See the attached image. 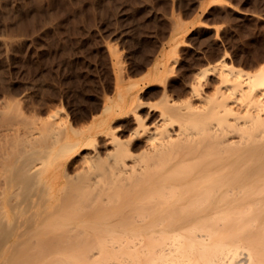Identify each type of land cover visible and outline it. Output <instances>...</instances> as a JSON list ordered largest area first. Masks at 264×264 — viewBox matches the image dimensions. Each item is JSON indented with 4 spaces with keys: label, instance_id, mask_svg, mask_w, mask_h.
Wrapping results in <instances>:
<instances>
[{
    "label": "bare ground",
    "instance_id": "1",
    "mask_svg": "<svg viewBox=\"0 0 264 264\" xmlns=\"http://www.w3.org/2000/svg\"><path fill=\"white\" fill-rule=\"evenodd\" d=\"M103 1V45L80 57L50 15L29 27L49 25L47 57L24 70L22 38L0 39V264H264V56L206 61L176 15L159 48L126 51Z\"/></svg>",
    "mask_w": 264,
    "mask_h": 264
},
{
    "label": "rangeland",
    "instance_id": "2",
    "mask_svg": "<svg viewBox=\"0 0 264 264\" xmlns=\"http://www.w3.org/2000/svg\"><path fill=\"white\" fill-rule=\"evenodd\" d=\"M7 1L8 0H2V1L0 0V11H1L0 12V22L1 23L3 22L2 23L3 26L0 25L2 26L0 27V30H1L0 39H10V37H12L11 39H21L22 38V40L25 42L22 45V49L20 51H21V55L22 54L25 56L27 55V58L20 56L22 57L20 61V64L22 63L21 64L22 67L20 66L19 71L27 68L28 64H30L31 62L33 63L38 57L40 58L44 57L43 59L47 57L46 55L47 54L46 47L48 44L47 39L41 38L40 41L37 42L35 38L39 36L38 33L42 34L44 30L49 27V25H47L44 28V30L42 28L41 29L42 31L40 29H38L39 31L36 30L38 33L32 32L33 31L32 27L31 28L29 27H30V24H32L31 22H33L34 17L37 23L40 22L39 25L38 24L36 25L38 26L37 28H39L40 24L43 22V18H46L47 16L50 15L52 19L50 22L53 23V28H54L53 31L56 32L58 35H60V36L57 35L60 38V41H62L63 43L66 42L67 45L70 48H72V50L74 49L73 52L77 54L79 57H80L79 54L82 50L89 51L90 47L92 46H96L97 49L98 48L100 49L101 46L103 45V41H102L103 37L96 28V21L92 20V19H95L93 0H41L40 2H36V4L40 3V6H39L40 9L38 7L39 4L36 5L35 2H32L34 0H26V1L25 0L24 1L9 0L8 2ZM100 1L102 2V4H104L103 0H100ZM178 1H180V4ZM111 3L114 6V9L116 8L114 10V13L115 12L116 13L113 14V16L116 15L117 17H119L120 21L123 19V21H121L122 23L120 22L119 24V26L121 27L120 29H122L123 31H126L127 34L128 33L131 34L130 36L129 34L127 35L125 32H122L124 37L128 36V42L126 41L125 43H121V45L124 46V49L126 51L128 50L127 48L130 47L129 46L130 44L139 45L140 47L143 46L141 48L144 50H146L147 48L148 50L146 51L148 52H151L152 50L159 48L163 40L164 42L167 41L169 33L171 32L172 24L169 19H171L172 16L175 17L176 15V17H180L177 19H180L181 21L184 20L183 22L186 23L185 24L186 26H189L191 28L192 32L196 31L199 37L202 38V41L204 44L207 42L204 45L205 50L199 52L201 58L206 61L208 60L214 63L216 60V56L218 55L220 51H227L228 53H230L229 56L231 55L230 56L231 58H234L233 56L236 53H239L240 55L242 54L241 56L242 60L240 59L242 61L241 64L243 63L247 64V63L258 61L259 59H261V57L264 56V9L261 8L264 6V0L263 1L262 0H223L220 4H214V5H209V0H177V1L176 0H117V1L111 0ZM32 4L34 7L32 6ZM22 5H23V8H22ZM178 5L180 6L178 7ZM19 8H21L22 10L23 24L25 25L22 24V27L19 28L21 31H17V30L13 31L11 30V26L15 20L14 19L15 16L13 15H15L16 11ZM219 8L221 9V11ZM175 10L176 12L174 14ZM252 10H254L255 12L254 11L251 12ZM76 11H77V14H75ZM169 11L171 14L169 13ZM257 11H260V12H257ZM256 12L257 14L254 15ZM9 14H11L10 18L8 19L5 18L6 15L8 16ZM75 16L78 18V21H76L77 18ZM245 16H248V17H245ZM73 18L75 19V21L71 20ZM24 20H26V22ZM7 21L9 22L6 25ZM128 22L132 23L133 25L131 24L132 25L131 26ZM93 25L95 27H93ZM200 25H208V27H211L212 29H209L208 30L209 32L207 30H205L204 32V30L200 29L202 28ZM23 29H24V33H23ZM217 30H218V35L220 37L218 36V40L215 43L212 39ZM89 31L90 33H88ZM200 31L201 33L199 34ZM8 32L9 33L11 32V33L8 35ZM77 33L79 34L76 35ZM53 35L54 33L50 32V36H53ZM64 35L66 36L64 37ZM88 38L90 39L88 40ZM188 38L189 36L187 34V36L185 37V40L189 41ZM44 40L47 44L44 42ZM120 40L121 39L119 38V40L117 39L115 41L120 43L122 42V40L121 41ZM208 40H210L211 43ZM94 43H96V45ZM240 43H242L241 47H240ZM181 47H180L181 49L183 50L185 49L183 46ZM243 53L245 54V56ZM100 56L102 57V55ZM243 56L247 60H244L245 58ZM0 57H1L0 58L1 59L0 60V63H1L0 70L2 69L1 71L3 72L5 71L4 72L5 78L12 79L11 78L12 76L10 74L12 72L8 71L11 68L12 63L10 59L7 58V54L4 48L3 49L0 48ZM24 58L27 60H25ZM91 68L95 69L94 67H91ZM92 71L94 74H96V70L95 71L92 70ZM18 74L20 75L19 77H22V76L24 77V71H22L21 73L18 72Z\"/></svg>",
    "mask_w": 264,
    "mask_h": 264
}]
</instances>
